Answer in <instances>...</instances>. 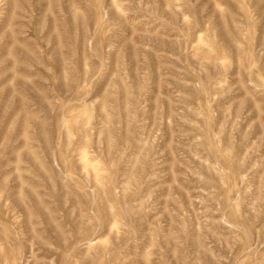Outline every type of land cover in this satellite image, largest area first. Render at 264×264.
Listing matches in <instances>:
<instances>
[{
  "label": "rangeland",
  "instance_id": "374dc122",
  "mask_svg": "<svg viewBox=\"0 0 264 264\" xmlns=\"http://www.w3.org/2000/svg\"><path fill=\"white\" fill-rule=\"evenodd\" d=\"M0 264H264V0H0Z\"/></svg>",
  "mask_w": 264,
  "mask_h": 264
}]
</instances>
